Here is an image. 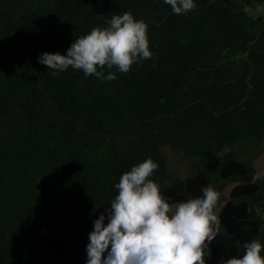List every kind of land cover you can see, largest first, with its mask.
Wrapping results in <instances>:
<instances>
[{
	"label": "trees",
	"instance_id": "1",
	"mask_svg": "<svg viewBox=\"0 0 264 264\" xmlns=\"http://www.w3.org/2000/svg\"><path fill=\"white\" fill-rule=\"evenodd\" d=\"M194 3L175 14L165 0H0V264H87L94 221L148 158L170 204L223 193L206 264L264 245V20L250 13L264 0ZM125 12L148 25L153 53L129 72L39 63ZM168 148L186 178L171 175Z\"/></svg>",
	"mask_w": 264,
	"mask_h": 264
},
{
	"label": "clouds",
	"instance_id": "2",
	"mask_svg": "<svg viewBox=\"0 0 264 264\" xmlns=\"http://www.w3.org/2000/svg\"><path fill=\"white\" fill-rule=\"evenodd\" d=\"M165 3L175 14L196 8L194 0ZM108 24L75 38L66 55L42 53L39 63L53 74L71 66L86 76L115 80V73L105 77L98 68L106 66L127 73L134 63L153 56L148 25L143 20L125 12L112 16ZM158 167L148 158L120 177L115 185L118 195L107 213L94 221V230L89 234L87 264H206V250L211 258L210 244L220 230L216 214L220 193L208 185L202 189V197L170 204L160 185L149 179ZM244 249L242 257L225 259L222 264H264V245L258 240L245 243Z\"/></svg>",
	"mask_w": 264,
	"mask_h": 264
},
{
	"label": "rangeland",
	"instance_id": "3",
	"mask_svg": "<svg viewBox=\"0 0 264 264\" xmlns=\"http://www.w3.org/2000/svg\"><path fill=\"white\" fill-rule=\"evenodd\" d=\"M250 13L251 15L256 16L258 18H262V20H264V4H260V5L257 3L254 4L253 7L250 8ZM165 152L168 157L169 169H170V172L173 178H181V179L186 178L190 174V171H191L190 163L186 161L185 159H182L172 149L168 148L166 149ZM241 158L242 159L247 158L246 150H243ZM254 165L257 168L258 175L260 177H263L264 176V154L254 162ZM233 186H234L233 184L227 186V188L225 189L224 195L229 196ZM216 191L219 192L218 189H216ZM221 197H223V193H220L219 202L217 204L218 207H221L219 205Z\"/></svg>",
	"mask_w": 264,
	"mask_h": 264
},
{
	"label": "water",
	"instance_id": "4",
	"mask_svg": "<svg viewBox=\"0 0 264 264\" xmlns=\"http://www.w3.org/2000/svg\"><path fill=\"white\" fill-rule=\"evenodd\" d=\"M260 20H262V18H260Z\"/></svg>",
	"mask_w": 264,
	"mask_h": 264
}]
</instances>
